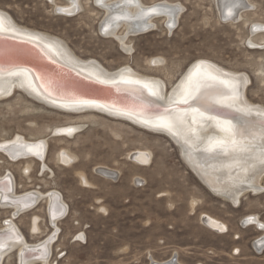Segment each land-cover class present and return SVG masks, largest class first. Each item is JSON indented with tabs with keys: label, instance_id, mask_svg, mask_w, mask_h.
I'll return each mask as SVG.
<instances>
[{
	"label": "rangeland",
	"instance_id": "obj_1",
	"mask_svg": "<svg viewBox=\"0 0 264 264\" xmlns=\"http://www.w3.org/2000/svg\"><path fill=\"white\" fill-rule=\"evenodd\" d=\"M80 1L82 7L71 17L54 10L55 3L66 0H0V9L23 26L65 40L83 59H97L108 70L128 63L143 74L163 78L168 87L199 58L246 72L251 79L248 99L264 105V31L251 32L254 24L264 23V0H243L246 7L238 21L223 18L217 0H168L180 4L175 26L168 29L162 18L157 19L154 29L128 38H132L128 52L114 38L101 36L103 11L94 0ZM151 56L162 57L164 64L150 69L144 62ZM73 121L79 130L74 138L49 134L51 127ZM19 133L27 140L49 137V171L41 174L33 160L30 172L21 174L22 161L9 162L0 154V174L10 170L19 192L51 188L62 193L68 211L58 223V242L52 245L53 259L63 254L58 264H155L153 260L167 259L180 264H264V249L254 248L258 227L241 223L248 214L259 215L264 223V193L247 194L237 206L220 199L184 164L167 135L100 112L76 117L16 91L0 100V141ZM60 148L76 155L73 166L54 163ZM136 149L149 150L147 165L130 159L129 152ZM99 165L117 170L115 178L98 173ZM78 171L85 173L92 187L85 186ZM44 211L41 201L14 218L28 242L40 240L28 232L31 214L40 216L41 234L49 229ZM10 212L0 205V219L11 217ZM202 214L223 222L226 232L205 226ZM14 257L11 253L3 264L15 263Z\"/></svg>",
	"mask_w": 264,
	"mask_h": 264
},
{
	"label": "bare ground",
	"instance_id": "obj_2",
	"mask_svg": "<svg viewBox=\"0 0 264 264\" xmlns=\"http://www.w3.org/2000/svg\"><path fill=\"white\" fill-rule=\"evenodd\" d=\"M94 1L103 11L99 25L102 36L114 38L127 52L132 40L129 37L154 29L160 18L171 29L181 11L179 3L168 0H138L133 4L125 0H102V4ZM153 6H159L156 12L146 11ZM217 6L221 16L231 21H238L246 7L243 0H217ZM81 7L80 0H66L55 3L54 10L73 16ZM253 27L264 31V23ZM163 62L162 57L151 56L144 64L158 69ZM250 84L246 72L224 68L205 58L193 60L171 87L163 78L143 74L128 63L108 70L97 59L79 57L60 37L23 26L0 9V100L21 91L38 104L76 117L100 112L144 130L163 133L177 145L184 164L208 191L235 206L247 194L264 193V105L248 99ZM75 123L53 126L49 134L74 138L79 134ZM48 139L45 135L27 140L19 133L0 141V154L9 162L22 161L21 174L30 172L33 160L38 161V168L44 173L49 171ZM128 155L140 165L150 162L151 153L146 149H136ZM76 158L70 150L60 148L54 163L59 167L73 166ZM95 170L112 179L117 174V170L106 165ZM6 171L0 174V205L9 209L12 216L0 219V264L11 253L15 254L14 264H53L52 245L57 239L51 231L60 229L58 223L68 211L62 193L51 188L46 192H19L14 174ZM77 174L86 187H92L84 172ZM41 201L52 228L47 224L49 229L41 234L40 216L30 213L28 232L40 240L28 242L14 218L35 209ZM253 215L248 221L262 231L255 227L259 232L254 245L261 250L264 223ZM201 221L210 229L221 228L219 233L226 232V225L210 215L201 216ZM153 262L180 264L171 259Z\"/></svg>",
	"mask_w": 264,
	"mask_h": 264
},
{
	"label": "built area",
	"instance_id": "obj_3",
	"mask_svg": "<svg viewBox=\"0 0 264 264\" xmlns=\"http://www.w3.org/2000/svg\"><path fill=\"white\" fill-rule=\"evenodd\" d=\"M44 170H41V173L43 172ZM257 217H259L260 218V216L258 215ZM64 219V218H63ZM249 219H248V217L247 216H245L244 217V219L243 220H241V223H242V227H248V226H251V223H252V221L250 220V221H248ZM61 221V220H60ZM250 224V225H249ZM50 227L52 228V226L50 225ZM51 232H54V234L56 235V239H57V242H58V237H59V234H60V229H58L57 231H55L54 229H52V231ZM256 241V240H255ZM56 242V243H57ZM255 243V242H254ZM254 248H256V249H258V247H254ZM263 249H264V247H263ZM263 249H261V250H263ZM259 250V249H258ZM62 256H63V254H60V252L56 255V257L54 258V261H53V264H58V261L62 258ZM14 264V263H13Z\"/></svg>",
	"mask_w": 264,
	"mask_h": 264
},
{
	"label": "snow or ice",
	"instance_id": "obj_4",
	"mask_svg": "<svg viewBox=\"0 0 264 264\" xmlns=\"http://www.w3.org/2000/svg\"><path fill=\"white\" fill-rule=\"evenodd\" d=\"M125 2H126L127 4H133V3H138V0H125ZM97 3L102 4V0H97ZM158 7H159V6H153L152 8L147 9L146 11L149 12V13H154V12L157 11V8H158ZM144 11H145V10H142V13H143ZM262 227H264V226H262Z\"/></svg>",
	"mask_w": 264,
	"mask_h": 264
},
{
	"label": "water",
	"instance_id": "obj_5",
	"mask_svg": "<svg viewBox=\"0 0 264 264\" xmlns=\"http://www.w3.org/2000/svg\"><path fill=\"white\" fill-rule=\"evenodd\" d=\"M17 38H21V37H17ZM21 39H22V38H21ZM23 39H24V38H23ZM71 72H72V71H71ZM75 76H77V77H78L79 75H75Z\"/></svg>",
	"mask_w": 264,
	"mask_h": 264
}]
</instances>
